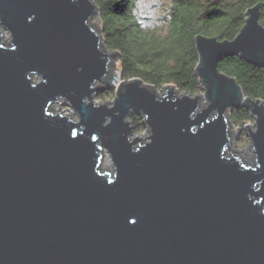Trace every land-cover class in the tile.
<instances>
[{"label": "water", "instance_id": "water-1", "mask_svg": "<svg viewBox=\"0 0 264 264\" xmlns=\"http://www.w3.org/2000/svg\"><path fill=\"white\" fill-rule=\"evenodd\" d=\"M261 6L231 40L195 36L202 94L165 85L157 99L131 78L107 108L95 83L120 74L89 24L95 3L0 0V264H264V103L218 70L234 55L264 68ZM58 98L78 121L53 113ZM239 107L255 122L252 162L230 148ZM133 114L146 142L129 140Z\"/></svg>", "mask_w": 264, "mask_h": 264}, {"label": "trees", "instance_id": "trees-1", "mask_svg": "<svg viewBox=\"0 0 264 264\" xmlns=\"http://www.w3.org/2000/svg\"><path fill=\"white\" fill-rule=\"evenodd\" d=\"M92 1L99 13L102 46L117 53L121 80L137 78L156 90L171 85L191 96L202 91L195 74V36L233 39L244 24L245 11L259 2L258 21L264 25V0H167V12L159 27L144 26L136 18L137 0ZM218 70L233 77L246 97L264 103V68L234 55L221 59ZM114 92L112 88L104 90L100 101L113 97ZM133 117L132 124L142 126V118L134 121ZM229 118L242 127L250 115L239 107L229 112Z\"/></svg>", "mask_w": 264, "mask_h": 264}, {"label": "rangeland", "instance_id": "rangeland-1", "mask_svg": "<svg viewBox=\"0 0 264 264\" xmlns=\"http://www.w3.org/2000/svg\"><path fill=\"white\" fill-rule=\"evenodd\" d=\"M167 8H168L167 0H137L134 13H135L136 18L141 22L142 25L149 26V27L158 25L159 27L161 22H163L164 16L166 15ZM89 24L94 28V30L100 36L99 14L92 15L91 18L89 19ZM0 34H1L0 43H5L6 45H8L10 43L11 37L9 38L7 37L10 35V33L7 29L2 27L1 25H0ZM102 42L103 41L101 38L100 45H101V49L103 50ZM109 62L114 64V66L108 71V73L112 74L117 70L118 77H119L120 72L118 70L119 68L118 56H116V58L114 59L109 58ZM109 67L110 65L108 64V68ZM108 73L105 76V80L107 79V77L110 76V74ZM38 80H39L38 76L36 75L32 76V82H36ZM120 82H121V79L119 77L116 83L112 84L111 88L115 91ZM96 84H97L96 86H99V88H101V91L93 95L91 102L95 106H98L99 104L101 105L106 104L107 108L112 107L114 104L113 101H114L115 92H114L113 97H106L105 98L106 100L100 101L101 100L100 98L102 97L104 90L108 89V87L103 82H97ZM108 86L110 87V85ZM155 93H157L156 98L160 99V97L162 96V88L160 90H156ZM200 94H202V91L198 93V95ZM203 106L205 105L204 104H202V106L200 105L198 110H200ZM50 108L52 109L53 113H57V110H58V112L61 115L70 117L71 120L74 122L78 121L77 113L74 112L72 108L70 107V104H68V102L63 99H59V98L55 99L53 103L51 104ZM131 116H134L133 117L134 121H137L136 120L137 117H140L139 115H136V114H133ZM131 116L129 118H126V121L127 122L129 121L132 127V133L131 135H129V140L131 141L137 136V137H140L141 143L146 142L147 139L145 137L149 135V132L145 124H142V126H134L132 124V121L130 120ZM107 121H109V118L107 119ZM141 123H142V120H141ZM245 124H248L249 126H251V130L253 131L255 130V127H254L255 122L253 118L250 117V120L247 121ZM245 124L242 127H239V126L234 125L230 121V126L228 127V129L232 130L234 133V139L230 138L231 139L230 148L237 150V151L236 150L232 151L233 156H236V157L240 156L241 157L240 159H242L243 161L252 162L254 153L252 150H250L249 145H251V141L246 134L247 132L245 129ZM103 154L104 156H103L101 167L104 171L112 173L114 169H113V162L111 160V157L108 155V153L105 150H103Z\"/></svg>", "mask_w": 264, "mask_h": 264}, {"label": "bare ground", "instance_id": "bare-ground-1", "mask_svg": "<svg viewBox=\"0 0 264 264\" xmlns=\"http://www.w3.org/2000/svg\"><path fill=\"white\" fill-rule=\"evenodd\" d=\"M9 33H10V31H9ZM9 37H10V35H9L7 38H9ZM95 84H96V83H95ZM199 101H200V105H201V106H202V104L205 105V102H206V101H204V98H203V97H200ZM146 139H148V138L146 137Z\"/></svg>", "mask_w": 264, "mask_h": 264}]
</instances>
